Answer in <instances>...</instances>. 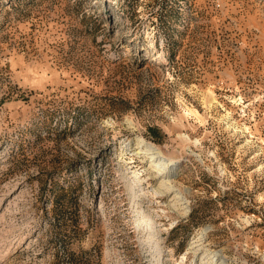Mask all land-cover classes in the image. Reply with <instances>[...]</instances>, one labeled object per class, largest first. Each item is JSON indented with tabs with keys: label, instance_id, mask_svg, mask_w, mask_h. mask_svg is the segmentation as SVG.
<instances>
[{
	"label": "rangeland",
	"instance_id": "374dc122",
	"mask_svg": "<svg viewBox=\"0 0 264 264\" xmlns=\"http://www.w3.org/2000/svg\"><path fill=\"white\" fill-rule=\"evenodd\" d=\"M88 249L264 264V0H0V264Z\"/></svg>",
	"mask_w": 264,
	"mask_h": 264
},
{
	"label": "bare ground",
	"instance_id": "6f19581e",
	"mask_svg": "<svg viewBox=\"0 0 264 264\" xmlns=\"http://www.w3.org/2000/svg\"><path fill=\"white\" fill-rule=\"evenodd\" d=\"M130 144H131V142H129V145ZM137 144L139 145V147L140 146L144 147L145 152H147L148 154L151 155V161L157 162L156 164L159 167L158 169L160 170V172H163V174L160 177H163L164 174H165L164 178H166L168 176L170 177L173 175V174H171L170 171L173 169V166L179 162L178 158L167 157L160 147H158L154 142L147 140L144 137L138 138ZM162 182H165V180L163 179ZM168 183H170V182H168ZM159 189H161V188H159ZM154 191L156 193H158L160 190L155 189Z\"/></svg>",
	"mask_w": 264,
	"mask_h": 264
},
{
	"label": "trees",
	"instance_id": "16d2710c",
	"mask_svg": "<svg viewBox=\"0 0 264 264\" xmlns=\"http://www.w3.org/2000/svg\"><path fill=\"white\" fill-rule=\"evenodd\" d=\"M54 199H56V200H54L56 202L57 198L55 197ZM66 217H68V218H65V216L63 217V219H65V225L66 226L71 225L73 227L74 232H77L80 229L79 226H77L73 222L69 223L68 220H66V219H69V216H66ZM72 221H73V219H72ZM90 252H91V250H89V249L82 251L81 253H78V254L71 252L70 256H69V263L70 264H92V259L84 256V254H87Z\"/></svg>",
	"mask_w": 264,
	"mask_h": 264
}]
</instances>
